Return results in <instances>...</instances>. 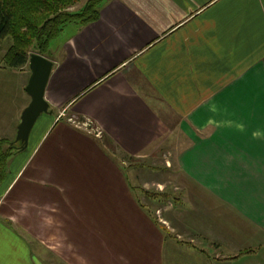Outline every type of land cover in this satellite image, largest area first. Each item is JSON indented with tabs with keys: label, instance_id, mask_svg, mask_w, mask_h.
Returning a JSON list of instances; mask_svg holds the SVG:
<instances>
[{
	"label": "crops",
	"instance_id": "crops-1",
	"mask_svg": "<svg viewBox=\"0 0 264 264\" xmlns=\"http://www.w3.org/2000/svg\"><path fill=\"white\" fill-rule=\"evenodd\" d=\"M54 52L28 145L0 129V264H264V0H104ZM175 137L207 203L164 206L168 238L131 164Z\"/></svg>",
	"mask_w": 264,
	"mask_h": 264
},
{
	"label": "rangeland",
	"instance_id": "rangeland-1",
	"mask_svg": "<svg viewBox=\"0 0 264 264\" xmlns=\"http://www.w3.org/2000/svg\"><path fill=\"white\" fill-rule=\"evenodd\" d=\"M88 1L89 0H79L78 3L69 7L67 11L70 13L80 12ZM76 25L80 24L69 23L64 27L61 34L50 43L47 54L48 56L45 55V57L49 58L54 56V51H57V47L67 36V32ZM12 44L13 39L10 36L0 41V129L10 128L12 125L14 126L16 121L20 124L23 109L25 106L29 105L28 103L30 101V97L26 92L27 85H25L28 73L31 75L29 63L21 69H9L5 68L4 65V57L11 48ZM35 53L40 54L37 50L31 49L30 56ZM85 121L87 120H84V122ZM93 128L94 131L90 132L100 136V129L94 126ZM177 140L178 137H175V139L172 140V147L166 143V146H163L157 151L156 156L151 159L143 160L141 165L131 164V167L140 166L142 168L141 171L135 170L139 181H131V184L135 186L136 195L140 199V202H143L144 206L148 208L150 215L154 218V220L161 225L168 238H171V233L166 220V208H164V206L168 204L170 205L171 203L173 205L183 206L189 211V215H195L196 218H201L202 210L207 203L206 198L203 196L196 197L193 193L194 196L192 199L188 198L189 196L186 197V194L182 191L186 189H193L194 187L190 185L187 179H184L176 162L177 153L180 150V146L183 145V142L179 139L178 147L175 148L174 144ZM0 146V153L5 152L6 144L0 143ZM14 149L16 150L17 148ZM5 180L6 177L0 185H3ZM139 189H141L142 192H139ZM145 192H151V194H158L159 192L161 194L165 193L168 194L169 197L154 199V197L150 196L151 198H149ZM187 193L189 194L190 190L187 191ZM200 251L203 253L202 249ZM223 254L228 256L229 252L224 251ZM209 255L211 258H214V254L211 252H209ZM211 258L209 261L213 264L214 260Z\"/></svg>",
	"mask_w": 264,
	"mask_h": 264
},
{
	"label": "trees",
	"instance_id": "trees-1",
	"mask_svg": "<svg viewBox=\"0 0 264 264\" xmlns=\"http://www.w3.org/2000/svg\"><path fill=\"white\" fill-rule=\"evenodd\" d=\"M79 0H0V41L10 36L13 44L4 57L5 68L21 69L29 63L31 49L48 56L50 43L69 23L88 25L99 19L104 0H89L80 12L70 13L69 7ZM22 150V143H19ZM17 151H14L15 154ZM0 153V183L7 173L11 155ZM149 198H168L165 193L151 194ZM151 194V195H150Z\"/></svg>",
	"mask_w": 264,
	"mask_h": 264
},
{
	"label": "water",
	"instance_id": "water-1",
	"mask_svg": "<svg viewBox=\"0 0 264 264\" xmlns=\"http://www.w3.org/2000/svg\"><path fill=\"white\" fill-rule=\"evenodd\" d=\"M53 66L54 62L41 54L35 53L30 56L31 75L26 86V92L31 101L22 113L17 132V141L22 143V148L28 145L30 134L38 118L43 113L49 112V106L45 100V90Z\"/></svg>",
	"mask_w": 264,
	"mask_h": 264
},
{
	"label": "built area",
	"instance_id": "built-area-1",
	"mask_svg": "<svg viewBox=\"0 0 264 264\" xmlns=\"http://www.w3.org/2000/svg\"><path fill=\"white\" fill-rule=\"evenodd\" d=\"M67 119H68L67 121L76 128H79V129L85 128L87 130L94 131L93 123L90 120H87L84 122L75 117H69Z\"/></svg>",
	"mask_w": 264,
	"mask_h": 264
}]
</instances>
